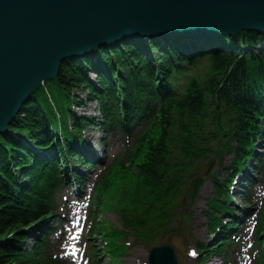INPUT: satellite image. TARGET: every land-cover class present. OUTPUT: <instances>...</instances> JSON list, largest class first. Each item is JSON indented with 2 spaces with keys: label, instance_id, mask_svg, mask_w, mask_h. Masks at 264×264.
<instances>
[{
  "label": "water",
  "instance_id": "95a60500",
  "mask_svg": "<svg viewBox=\"0 0 264 264\" xmlns=\"http://www.w3.org/2000/svg\"><path fill=\"white\" fill-rule=\"evenodd\" d=\"M254 26L264 30V0H0V134L74 55L122 38L212 39Z\"/></svg>",
  "mask_w": 264,
  "mask_h": 264
},
{
  "label": "trees",
  "instance_id": "16d2710c",
  "mask_svg": "<svg viewBox=\"0 0 264 264\" xmlns=\"http://www.w3.org/2000/svg\"><path fill=\"white\" fill-rule=\"evenodd\" d=\"M247 36L251 37L252 39L256 37L255 34H253V36ZM242 37L244 39H248L245 38V35ZM121 47L124 48L125 53L117 48L115 51H111V55L115 60L117 68L122 72L124 71L125 76L120 77L119 79L116 78L112 67L111 72L116 83H118L119 87L123 89L125 98L127 99L128 96L125 93L126 90L131 92V86L136 87L134 84L138 82V78H141L138 75L135 77V73L138 72L137 68H139L140 63L143 65L145 64V56L137 54L130 55L129 52L131 50H129L127 46L121 44ZM101 52H103V50ZM228 55V53L216 55L215 62L211 68L215 69V73L221 77L220 82H223V85L226 86L225 91L223 92L227 94V97L230 99H236L238 102L242 100L246 101L245 99L251 98L248 85L240 87L239 81L234 80L232 77L235 69H238V67L241 69L243 67L242 63H238L237 57L235 59H230ZM101 57L104 64L110 63V61H105L107 58H109V56H107L105 53H101ZM172 58H175V54L170 52L169 57L166 56V60L169 61L172 60ZM163 60H160L161 64L158 66V70L162 75H165L167 66L162 63ZM83 61L85 62L86 66L91 69L88 61ZM232 66L234 67V71L233 73H230L229 70ZM60 68L61 71L59 70L58 76L54 83L62 92L66 91L69 85L73 83L76 87H81V90L86 93V97L89 100L90 98H94L96 91L92 87L93 85L85 77L84 72L82 71L84 68L81 65H78L76 62H64ZM244 70L245 68L243 67L244 77L247 81L248 71L245 72ZM96 84L101 85L102 87L104 86L102 85L101 77L96 79ZM208 96V94L205 95V92L199 88L192 90L188 99H185L181 102L182 105L180 107H182V110L178 112L179 122L184 124L183 120L187 116L192 122V125L189 126V128H194L196 126V114L199 115L204 111L208 101ZM226 102L231 105L230 101L226 100ZM41 105L44 106L47 112L51 113V107L45 93L39 90L27 103L24 104L21 113L16 117L9 127L12 132L26 137L29 142L34 143V146L38 147L39 149L42 148V145L38 144L39 140L41 139V136H38V132L44 126V118L40 112ZM187 110L188 112L186 115L184 112ZM237 112L242 116L243 119L245 116H247L246 113H243L239 110H237ZM242 118H240L238 126L244 125ZM168 120L167 112H164L162 114V122L166 123ZM155 129L158 130L156 127H154L152 131L156 133ZM156 137L158 141H152L153 148L144 157L142 164L143 166L146 165V167L154 166V169L156 170L155 186L159 188L161 186L160 184L162 179L166 175L165 153L167 149L163 145V142L167 139L164 135L159 133L156 134ZM8 139L5 137H0V264H33L29 254L22 249H19V247H21V228L28 223L29 219L27 209L23 208V205H20V203H18V199H16V197L13 195V190H17L18 187L15 184V180L11 171L12 168L8 161L11 154L12 158L14 159L12 162L16 164L18 159H21H17V152L25 155L26 152L21 148H17ZM156 154H161L162 158L159 159ZM21 165L24 164L21 163ZM145 176H147L146 173ZM143 182H146V180L144 179ZM9 235L10 239L5 240V238Z\"/></svg>",
  "mask_w": 264,
  "mask_h": 264
},
{
  "label": "bare ground",
  "instance_id": "6f19581e",
  "mask_svg": "<svg viewBox=\"0 0 264 264\" xmlns=\"http://www.w3.org/2000/svg\"><path fill=\"white\" fill-rule=\"evenodd\" d=\"M250 24H253V22H250ZM259 24H261V23H259ZM253 25H255V23ZM254 28L255 29H253V30H249V34H248L249 36H251V35L253 36V34H255L256 37L254 39L245 35V38H248V40L250 42L249 46H248L250 48V53L248 55H246L244 57V59H241L238 63H244L246 61V58L250 57V55L252 54V57H254V60H256L260 64L264 65V30L259 29L256 26H254ZM244 31L245 30H240V32H238V33H227L226 35H220V36L215 37L214 41H213V46L217 47V50H219L216 55L225 54L226 53L225 50L227 48H229L228 49V54H229L228 56L230 59H235L236 54L238 57H242V56H244V54H247L248 53L247 48L243 49V46H241L238 43V42L243 43V44H244V42L246 43L245 39L242 37V34ZM141 37L142 38L135 39L133 42L131 40V41H129L131 43L125 45V46H127V48L129 50H131L129 52L130 55H133V54L141 55L144 52L146 53L147 51H149L148 49L164 47L162 45H164L165 43H173V44L189 43V40L187 38L175 37V36H169V37L141 36ZM234 43L237 46L236 50H235V47L233 46ZM112 45L114 46V45H116V43L113 42ZM161 50L164 53V48H162ZM121 51L125 52L124 48H122ZM155 52L158 53V50H156ZM235 52H236V54H235ZM87 56L89 57V59L87 61H89L92 58V51L87 52ZM147 56L149 58H153L154 54L151 52H148ZM215 56L213 58H210L209 62H207L208 67H213V64L215 62ZM233 56H235V57H233ZM78 58H79V56H77V57L72 56L68 60H66V62L72 63L73 60L77 59L76 62L79 63L82 60H86L84 58L83 59H78ZM104 65H106V64H104ZM111 65H114V64H111ZM100 69L104 70L101 67H100ZM245 69L248 72L250 70V68L247 65H246ZM59 70L61 71L60 66H59ZM246 70H244V71L246 72ZM82 71L84 72V75L86 78H88L90 75H92V73L89 74L86 70H82ZM233 71L234 70L231 69L230 73H233ZM232 77L234 80L239 81L240 87H244L245 85H248V82L246 81V79L244 77L243 67L241 69H240V67H238V69H235V72L232 75ZM51 81H52V78L43 80L42 82L44 84H48ZM225 88H226V86H224L222 88V90L225 91ZM258 91L261 92L262 90L258 89ZM32 94H33V92L30 93L29 96H31ZM20 109L22 110V106ZM161 145H162V142H161ZM163 145L167 149L171 145L170 140H165L163 142ZM156 155L159 159L162 158L161 154H156ZM153 169H154V166H150L149 168H147L145 165V166H143L142 170H144L145 173H148Z\"/></svg>",
  "mask_w": 264,
  "mask_h": 264
},
{
  "label": "rangeland",
  "instance_id": "374dc122",
  "mask_svg": "<svg viewBox=\"0 0 264 264\" xmlns=\"http://www.w3.org/2000/svg\"><path fill=\"white\" fill-rule=\"evenodd\" d=\"M155 56V59H153L155 62L157 61V59L159 58L160 54H157V52H155L154 54ZM206 67H202L201 70H204ZM91 80L93 81L94 78H92V75H91ZM84 94H81L79 96V98H81L82 100L84 99ZM93 105H91L90 107H92ZM86 116H87V112L84 113ZM118 151V149L116 150ZM95 171H98V170H95ZM206 186V185H205ZM208 191H209V185L206 187L205 189V194H208ZM207 196V195H206ZM203 195V197H206ZM199 204H198V208L197 210L194 212L192 210V208L189 210V211H186L187 212V215H190L191 213V222H192V225L194 224V235H199L201 236L203 239H207V233H205V231H203L204 227L203 225L201 224V216L199 214V210L202 209V207H204L203 203V199H199ZM109 221L112 222V223H116L117 222V219L115 216L111 215L108 217ZM205 230V229H204ZM88 247V245H87ZM241 249H238V251H240ZM142 254V255H141ZM147 260L145 259V256H144V253L140 250V249H133L131 252H130V258H128L127 260H125V263L126 264H146ZM218 260L215 258L214 259V262L213 264L217 263ZM236 262V261H235ZM184 264H192L191 260H187L185 262H183Z\"/></svg>",
  "mask_w": 264,
  "mask_h": 264
}]
</instances>
